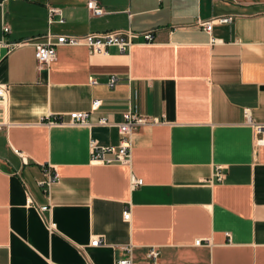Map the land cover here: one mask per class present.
I'll return each mask as SVG.
<instances>
[{
	"label": "crops",
	"instance_id": "crops-1",
	"mask_svg": "<svg viewBox=\"0 0 264 264\" xmlns=\"http://www.w3.org/2000/svg\"><path fill=\"white\" fill-rule=\"evenodd\" d=\"M95 1L102 17L88 0H0V264H264V147L246 121L264 124V0ZM221 17L233 21L211 34L197 25ZM128 29L154 40L130 54L60 46L38 67L48 33ZM128 111L154 121L135 132L131 164L93 163L91 141L119 146ZM72 112L91 126L47 124ZM49 168L59 178L42 187Z\"/></svg>",
	"mask_w": 264,
	"mask_h": 264
},
{
	"label": "built area",
	"instance_id": "built-area-1",
	"mask_svg": "<svg viewBox=\"0 0 264 264\" xmlns=\"http://www.w3.org/2000/svg\"><path fill=\"white\" fill-rule=\"evenodd\" d=\"M87 9L90 14L94 17H102L105 14V9L95 0H88ZM60 16L61 22L62 12L60 9L52 8L51 17ZM232 17H221L210 21H197V25L203 28L206 32L211 34L212 29L216 23L219 24H230L232 23ZM4 33H9L10 28L4 25ZM56 38V42L52 39ZM47 41L45 43H36V59L38 62L39 69L47 68L52 62L56 60L57 48L60 46H85L89 49V52L94 55H108L109 48L115 47L122 54H130L132 48L140 44V40L143 39V43H152L154 36L152 32L137 33L132 29L119 30V31H109L105 33H92L83 36L77 35H53L48 33L46 35ZM213 42H216L212 38ZM11 46L5 44V41H0V47ZM17 46V45H12ZM92 84H96L95 80L91 81ZM118 83L116 77H112L109 81V86L114 88ZM9 87L6 85H0V101L6 104L9 95ZM101 103L99 100H94L93 109L94 111L100 107ZM91 112H72L69 116V121L65 122L63 116L58 117L54 120H48V125H62L68 124L72 126H85L90 127L89 116ZM246 121L248 125L253 127L254 130V143L256 147H264V124H258L254 122L252 115L249 111H246ZM154 122L148 117L141 116L128 111L123 116V121L119 123L118 129L121 136V142L119 146H102L97 141L92 140L90 143L91 161L95 164L102 165H130L132 162V151H133V136L135 132L149 123ZM102 126H111L106 118H102L99 122ZM4 125L0 123V131L3 129ZM53 170V171H52ZM223 168L217 167L214 174V179L218 182H222L224 179V174L222 173ZM59 176L57 172L49 168L48 173L45 175V180L40 182V186L50 188V186L57 182ZM132 189H137L143 186V180L135 176L131 179ZM48 206L40 207V211L44 212L48 210ZM131 218V210H125L124 220L129 221ZM49 228L54 229L55 224L49 223ZM102 244L101 239H96L92 241L91 246L96 247ZM207 245H210L209 241ZM195 246H204L201 239L195 242ZM130 252V249L128 250ZM160 252L158 250H152L148 254V259L156 260L159 258ZM117 264H132V258L121 259Z\"/></svg>",
	"mask_w": 264,
	"mask_h": 264
}]
</instances>
